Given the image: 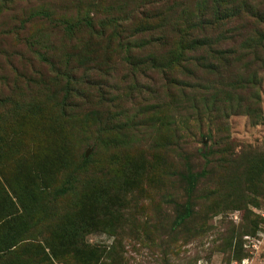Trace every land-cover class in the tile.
I'll return each mask as SVG.
<instances>
[{
  "label": "rangeland",
  "instance_id": "obj_1",
  "mask_svg": "<svg viewBox=\"0 0 264 264\" xmlns=\"http://www.w3.org/2000/svg\"><path fill=\"white\" fill-rule=\"evenodd\" d=\"M212 1L0 0V198L42 188L23 205L54 202L74 225L73 200L102 179L114 191L128 172L130 191L84 235L81 257L264 264V49L245 48L264 0H217V21L198 29ZM184 164L195 182L185 191ZM184 202L192 213L176 226Z\"/></svg>",
  "mask_w": 264,
  "mask_h": 264
},
{
  "label": "trees",
  "instance_id": "obj_2",
  "mask_svg": "<svg viewBox=\"0 0 264 264\" xmlns=\"http://www.w3.org/2000/svg\"><path fill=\"white\" fill-rule=\"evenodd\" d=\"M212 6L214 7V13L212 12L205 17H198V21H201L198 25V29H202L205 23L206 26H211L215 21H217V0L212 1ZM254 38L253 42L250 44L252 39L247 40V45L245 48L247 50L254 52L258 49H264V23L259 22L253 28ZM257 33L260 36L257 41H254ZM209 46V44H207ZM178 60H174L173 63H177ZM260 65L264 61L259 60ZM255 78L252 77V80ZM84 161V160H83ZM85 162V161H84ZM79 165L77 167V174L73 177V173H70L66 177V181L59 187L57 195L63 196L66 193H71L73 191L74 185L77 184L78 175L85 174L87 167ZM188 167L186 164L183 166V172H178L177 176L179 183L182 184V190L185 191L194 188V178L188 173ZM32 174V172H31ZM95 174V173H94ZM82 176V175H81ZM197 176V175H196ZM101 179L102 176L100 175ZM37 180V178H34ZM0 181L2 177H0ZM113 182V179H110ZM78 182H82V179H78ZM119 183L121 186L119 188H114L112 191L111 184L109 182L101 181L98 187H93L87 192L86 196L80 201L79 205L76 204L77 199L73 200V207H79V216L74 225L69 223L64 224V216L62 215L63 209L59 213L55 209V203L49 202L40 209H32V205H23V194L27 193L26 198L34 199L32 197L33 193H37L42 188L35 189H18L16 187L8 188V193H3L0 198V264H62L65 261V257H72L78 264H96V261H90L86 258L81 257V253L87 250V246L82 241L84 235L91 231H96L104 227L106 222V215L109 214L113 206L120 207L122 203V197L130 191L127 190V186L131 184V175L127 172L120 179ZM35 185V184H34ZM48 188V187H47ZM120 192V196L118 193ZM71 204L67 205L64 209H70ZM113 205V206H112ZM178 210L175 209L176 216L174 223L176 226L180 225L186 218L192 213L190 205L186 202L184 204L177 206ZM36 209H39L38 211ZM35 214L37 217L34 223L29 226L24 225L29 223L30 215ZM61 219L62 223L54 224V227L47 230V237L50 238L52 234L56 235V243H52L47 239L37 238L35 227L37 225L45 223H54L55 220ZM230 233V230L228 231ZM49 235V236H48ZM33 237V238H32ZM239 248V247H238ZM71 251V252H70ZM78 254H80L78 256ZM234 258L241 259L242 254L239 248L237 254ZM74 263V264H76Z\"/></svg>",
  "mask_w": 264,
  "mask_h": 264
}]
</instances>
